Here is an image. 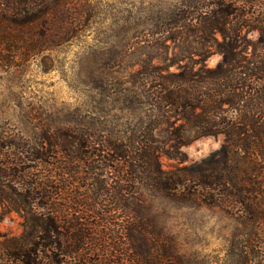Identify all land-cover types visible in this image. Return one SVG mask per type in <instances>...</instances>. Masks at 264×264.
Here are the masks:
<instances>
[{
  "label": "trees",
  "instance_id": "16d2710c",
  "mask_svg": "<svg viewBox=\"0 0 264 264\" xmlns=\"http://www.w3.org/2000/svg\"><path fill=\"white\" fill-rule=\"evenodd\" d=\"M71 6L0 0V67L66 43L82 24ZM123 30L83 68L88 103L32 138L0 131V220L23 219L0 231V264H264V0H182ZM204 135L220 145L184 163ZM141 187L221 209L235 222L223 254L183 252Z\"/></svg>",
  "mask_w": 264,
  "mask_h": 264
},
{
  "label": "rangeland",
  "instance_id": "374dc122",
  "mask_svg": "<svg viewBox=\"0 0 264 264\" xmlns=\"http://www.w3.org/2000/svg\"><path fill=\"white\" fill-rule=\"evenodd\" d=\"M182 0H70L72 10L82 11V24L74 35L54 50L43 51L12 61L0 67V131L34 137L42 123L64 117L76 106L88 103L83 68L91 55L108 57L115 50L129 21L160 13ZM128 60L138 59L145 49H135ZM219 56L208 59L215 64ZM132 68L124 67L123 73ZM221 135H204L181 146L187 155L184 163L199 160L216 149ZM163 167L180 164L166 154L160 156ZM146 210L157 228L180 240V248L188 255L215 259L223 254L224 238L235 222L218 207L185 203L169 198L153 189L141 187ZM22 217L16 212L0 220V231L18 235Z\"/></svg>",
  "mask_w": 264,
  "mask_h": 264
}]
</instances>
